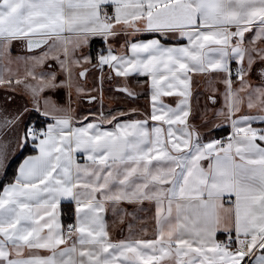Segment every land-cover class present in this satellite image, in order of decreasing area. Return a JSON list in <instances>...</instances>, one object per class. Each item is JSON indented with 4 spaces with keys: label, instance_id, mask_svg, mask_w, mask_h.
<instances>
[{
    "label": "snow or ice",
    "instance_id": "obj_1",
    "mask_svg": "<svg viewBox=\"0 0 264 264\" xmlns=\"http://www.w3.org/2000/svg\"><path fill=\"white\" fill-rule=\"evenodd\" d=\"M141 34L155 35L128 38ZM121 35L127 52L115 54ZM93 37L105 47L78 57ZM173 37L186 44L162 42ZM13 41L48 51L32 57L27 72L36 81L25 85L33 108H0V174L6 178L15 149L31 145L38 153L0 194V264H264V127H253L264 124V47L256 46L264 41V0H0V58ZM57 42L58 67L37 75ZM85 62L118 77H148L150 113L126 122L111 112L99 121L85 116L77 126L73 93L78 99L84 91L77 77L88 70L74 68ZM194 73L222 74L224 108L216 115L230 136L205 139L189 122ZM12 84L0 76V86ZM59 90L67 104L47 94ZM162 97H176L175 106ZM29 111L43 122L25 124ZM77 153L88 163H77ZM122 202H154L151 237H111L104 214L111 205L121 220L131 215ZM62 203L74 223L61 222Z\"/></svg>",
    "mask_w": 264,
    "mask_h": 264
},
{
    "label": "crops",
    "instance_id": "obj_2",
    "mask_svg": "<svg viewBox=\"0 0 264 264\" xmlns=\"http://www.w3.org/2000/svg\"><path fill=\"white\" fill-rule=\"evenodd\" d=\"M122 25H116V28H122ZM129 32H131V29H128ZM67 35V34H66ZM155 34H141L139 37L131 36L128 37L129 39L136 40L139 39H151L153 38ZM246 38L250 39L252 36V33H246ZM39 38V37H37ZM111 39V38H110ZM125 37L121 35L116 42L112 45L115 49V54H124L127 52V49L122 48L121 45L124 43ZM97 40H100L99 37H93L89 40L88 44L81 49H78L77 56L79 57L81 53L84 55H91L95 56L94 54V46ZM168 46H180L183 44H186V40L184 39H176V38H170L162 41ZM52 43V40H49V44ZM102 45V44H101ZM105 47L104 45H102ZM257 47H264V41H258L256 44ZM48 45H45L42 48H37L35 50L29 51L25 44L22 41H13L11 45L9 46V49L7 52H5L4 56L0 58V76L4 78V80H11L13 81V84H15V81L19 80L20 78L26 77L27 72L33 68L34 61L31 59L34 56H41L43 52L48 51ZM84 51V52H83ZM105 54H107L105 52ZM54 55H49L45 62L41 65H38L34 71L37 75H39L42 72H46L48 70L49 64H51L53 67H58L56 64V61L54 60ZM232 68H235L238 66L236 62L232 63ZM79 71L83 69H87L86 76L93 75L95 71L99 72V78L101 81V77H103V80H106L108 84V88H114L115 91H119V89L127 86V88L135 93V98L142 96L144 99V104L141 106H138L137 108H143L144 113L141 115L133 114L130 116H121L119 119L121 121H128L131 119H144V114L150 113L151 111V99H150V79L143 75L133 74L129 77H118L115 75L114 71H110L108 66H104L103 70L100 68H96L92 66V63H82L78 66ZM85 76V77H86ZM111 77V78H109ZM30 82L28 84H35L36 81L33 80L31 77H29ZM222 79V74L217 75L213 73H207V74H193V81H192V98H191V107L193 109V113L189 118V122L199 129L201 134L205 139H217V138H224L231 135V128L229 125L224 123L223 117H217L216 112L222 108H224V85L220 82ZM252 84L253 86H257L258 84V78L256 76H253L252 78ZM12 84V85H13ZM239 84V81H236L234 83V87H237ZM27 85V84H26ZM26 91H25V90ZM215 89V91H214ZM85 92V91H83ZM83 92L81 94H83ZM122 92V91H121ZM143 92V93H141ZM48 95L52 96L54 100H56L58 103H64L66 101V93L65 90L57 91L56 93H47ZM209 94L214 95L216 97V104H211L208 102V96ZM11 97L10 101L6 102V98ZM131 97V98H134ZM165 103L175 106L176 97H162ZM27 105L29 109L33 108V104L31 103V97L28 94V90L25 88H14L13 86L9 87L7 85L0 86V108L7 109V112L9 114H13L17 111V109H21L23 106ZM42 107V105H41ZM207 107L209 110L207 111V114H203V110ZM226 111V109H225ZM259 112V105L257 108L252 109L248 114L255 115ZM239 115V114H238ZM24 123H26V113L24 116ZM80 119V118H79ZM78 118H75V121H80ZM102 118H89V120H96L99 121ZM85 123L87 121H84ZM206 122L209 124L208 127H205ZM115 123V121H113ZM158 122L156 121H150L149 124L154 125ZM213 125H222L221 127H213ZM105 127L111 128L110 124H107L105 122ZM253 127H264V124H261L259 122L253 124ZM19 131L22 133L23 131V125H21ZM8 139L12 138V134L10 133L7 137ZM20 149H15L13 152V156L15 157L18 152H20ZM38 154L37 151L33 152L32 154H29L25 156L19 165L23 162L25 158H27L30 155H36ZM77 163L79 164H85L88 163L86 160V156L83 153H77L76 154ZM202 164L207 167L208 161H202ZM18 165V167H19ZM18 167L16 169V172L18 170ZM16 174V173H15ZM4 174H0V182ZM14 182V179L8 183H6L1 191L0 194L3 193V189L8 186L9 183ZM63 204V203H62ZM61 204V205H62ZM229 205L226 203L225 207H228ZM120 207L126 209L127 213H130L131 215H124L122 220L120 217L113 214L111 210V205H108L107 210L105 212V219L109 226V232L111 237L116 239H125V238H149L151 237L156 230V224L154 220L155 215V205L153 203L144 202L143 204H129L126 202H122ZM60 212H61V206H60ZM60 219L62 222V216L60 215ZM74 223V218L71 221ZM70 222V223H71ZM63 223V222H62ZM69 224V223H68ZM129 225H131V231L129 230ZM147 230L145 233L144 230ZM225 235L223 233L217 234L218 240H223ZM27 250H25V256H27ZM41 255H47L46 252H41ZM247 259V258H246Z\"/></svg>",
    "mask_w": 264,
    "mask_h": 264
},
{
    "label": "rangeland",
    "instance_id": "obj_3",
    "mask_svg": "<svg viewBox=\"0 0 264 264\" xmlns=\"http://www.w3.org/2000/svg\"><path fill=\"white\" fill-rule=\"evenodd\" d=\"M69 47H71V45H69ZM101 47L103 46L100 45L98 49ZM49 55L60 56V58H63V44L57 42V47ZM74 71L79 72V67L77 66L74 68ZM98 76L99 72L95 71L92 76L90 74L86 77H77L85 92L80 94L78 99L76 98L75 93H73V99L75 102L72 107L75 110V118H80L79 120H82L85 116L88 118H102V115L107 116L110 112L117 115L118 118L121 117L120 113H124L123 116H130L138 113L142 115L144 113L143 108H137L144 104L142 96L131 98V96L124 91H115L114 88H108L106 80L100 81ZM19 81L20 83H15L12 86L14 88H25V85L30 82V79L29 76H26L20 78ZM90 97H96L97 99L90 100ZM61 104H67V97L66 101ZM133 109H136L137 111L133 112ZM28 113L29 112L26 113V116H28Z\"/></svg>",
    "mask_w": 264,
    "mask_h": 264
},
{
    "label": "trees",
    "instance_id": "obj_4",
    "mask_svg": "<svg viewBox=\"0 0 264 264\" xmlns=\"http://www.w3.org/2000/svg\"><path fill=\"white\" fill-rule=\"evenodd\" d=\"M101 40H97L94 46V54H96L98 48L101 45ZM44 117L40 116L37 112L35 111H29L27 119H26V123L25 124H35L37 122H43ZM33 152H35V149L33 148V146L29 145L26 149L21 150L20 152H18V154L14 157L11 167L9 169H7L6 172V178L5 175H3L1 182H0V191L2 189V187L12 181L15 177V173H16V169L19 165V163L21 162V160L29 155L32 154ZM70 206L68 204H62L61 205V216H62V222L63 224L67 225L68 223H70L73 220V215L70 212Z\"/></svg>",
    "mask_w": 264,
    "mask_h": 264
},
{
    "label": "built area",
    "instance_id": "obj_5",
    "mask_svg": "<svg viewBox=\"0 0 264 264\" xmlns=\"http://www.w3.org/2000/svg\"><path fill=\"white\" fill-rule=\"evenodd\" d=\"M233 71H235V68H233ZM217 139H221V138H217ZM71 223H72V222H71ZM223 240H225V237L223 238ZM223 240H222V241H223Z\"/></svg>",
    "mask_w": 264,
    "mask_h": 264
},
{
    "label": "water",
    "instance_id": "obj_6",
    "mask_svg": "<svg viewBox=\"0 0 264 264\" xmlns=\"http://www.w3.org/2000/svg\"><path fill=\"white\" fill-rule=\"evenodd\" d=\"M37 39H39V38H37ZM33 50H35V49H33Z\"/></svg>",
    "mask_w": 264,
    "mask_h": 264
}]
</instances>
